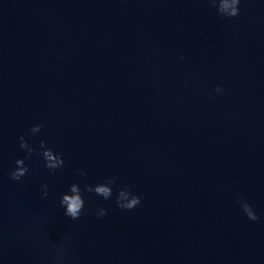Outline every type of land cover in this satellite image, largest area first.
<instances>
[{"label":"water","instance_id":"water-1","mask_svg":"<svg viewBox=\"0 0 264 264\" xmlns=\"http://www.w3.org/2000/svg\"><path fill=\"white\" fill-rule=\"evenodd\" d=\"M239 9L0 0V264H264V0ZM21 134L64 166L33 153L12 180ZM108 176L109 199L83 192L81 216L64 214L71 183Z\"/></svg>","mask_w":264,"mask_h":264},{"label":"clouds","instance_id":"clouds-1","mask_svg":"<svg viewBox=\"0 0 264 264\" xmlns=\"http://www.w3.org/2000/svg\"><path fill=\"white\" fill-rule=\"evenodd\" d=\"M213 6L216 7L218 14L222 17H237L240 14L239 4L241 0H210ZM216 92H223V88L220 85H216ZM42 125L39 123L33 124L28 131V134L35 135L41 131ZM19 147L25 150V157L17 158L15 161L16 167H14L9 175L12 180H20L28 172V166L25 163V159H30L32 154L35 153L43 158L45 167L55 172L64 166L63 156L54 151L51 147L47 146L45 140L39 141V148L33 147L28 143L25 138V134H21L18 137ZM80 176H86L87 173L80 169L78 170ZM116 182L115 176H108L102 182L96 183L95 185L84 184L83 188L78 183H71L68 187V191L62 193L60 198V204L64 208V214L73 220L78 219L85 206V200L82 195L83 192H94L98 196L104 199H109L112 194V185ZM43 192L42 196H48V185H42ZM141 202V196L132 192L127 186L120 187L116 194V205L122 210H131L135 208ZM240 204L243 212L247 215L250 220H258L259 217L253 210L252 206L244 200L242 197L237 200ZM97 217H103L107 215L105 208H99L96 212Z\"/></svg>","mask_w":264,"mask_h":264}]
</instances>
